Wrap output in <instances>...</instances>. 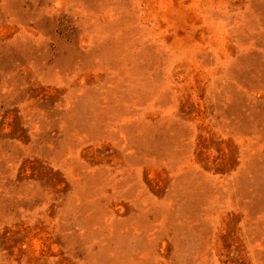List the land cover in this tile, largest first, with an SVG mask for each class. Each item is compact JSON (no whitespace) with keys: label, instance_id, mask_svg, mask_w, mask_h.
Here are the masks:
<instances>
[{"label":"rangeland","instance_id":"rangeland-1","mask_svg":"<svg viewBox=\"0 0 264 264\" xmlns=\"http://www.w3.org/2000/svg\"><path fill=\"white\" fill-rule=\"evenodd\" d=\"M0 264H264V0H0Z\"/></svg>","mask_w":264,"mask_h":264}]
</instances>
